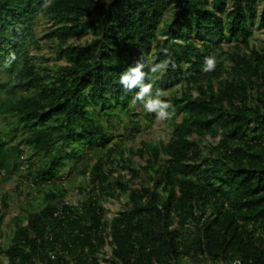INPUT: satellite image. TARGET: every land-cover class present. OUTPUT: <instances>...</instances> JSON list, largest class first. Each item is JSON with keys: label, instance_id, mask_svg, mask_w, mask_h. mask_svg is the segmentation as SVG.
I'll use <instances>...</instances> for the list:
<instances>
[{"label": "trees", "instance_id": "16d2710c", "mask_svg": "<svg viewBox=\"0 0 264 264\" xmlns=\"http://www.w3.org/2000/svg\"><path fill=\"white\" fill-rule=\"evenodd\" d=\"M262 28L264 0H0V179L19 208L0 264H264ZM137 61L172 106L157 143L120 84Z\"/></svg>", "mask_w": 264, "mask_h": 264}, {"label": "clouds", "instance_id": "9594fccd", "mask_svg": "<svg viewBox=\"0 0 264 264\" xmlns=\"http://www.w3.org/2000/svg\"><path fill=\"white\" fill-rule=\"evenodd\" d=\"M167 53V50H164ZM172 65L175 68L174 61L169 59H164L160 63L151 65L149 71L151 73H157L158 71L166 70L169 66ZM216 65L215 56H208L204 59V65L202 70L205 72L213 71ZM148 66L143 61H137L134 66H131L127 71H125L120 76V84L126 89L131 91L134 88H139V91L136 92L133 97L132 103L135 104L137 101L141 102L143 108L149 113H155L156 118L159 120L170 119L172 113L168 111L172 106L169 102L161 100L160 96L163 93L157 90L156 95L153 96L152 85L150 83H144L146 73L143 69Z\"/></svg>", "mask_w": 264, "mask_h": 264}, {"label": "rangeland", "instance_id": "374dc122", "mask_svg": "<svg viewBox=\"0 0 264 264\" xmlns=\"http://www.w3.org/2000/svg\"><path fill=\"white\" fill-rule=\"evenodd\" d=\"M261 9V5L259 7V10ZM167 17L172 16V10L168 11L166 14ZM42 26L44 24H37L35 27L36 30L39 32L42 29ZM161 31V30H160ZM264 38V28L257 30L255 32V37L252 38V42H257V38ZM42 54H45L46 56H53L50 54L49 50L47 48H43L41 51ZM174 88L179 89L180 85H176ZM169 121L166 120H159L155 118L154 122L152 123V126L147 129L146 137L153 141L158 142L160 138L165 139L167 137L168 131L170 130L169 127ZM135 142V141H134ZM66 178L63 180V182H66ZM13 189V183L10 181L3 183L0 179V196L1 194H6L7 200L9 202L8 208L4 211L3 216V223H2V232L0 233V245H3L5 243V233L8 232L7 228V222L9 221V217L16 214L19 211L18 204L16 201V193L12 191ZM22 194L21 198H23L26 195V188L23 186L22 188ZM38 197L37 191L35 189H32L28 193V197ZM79 199V195L76 193V188H70L68 192V196L66 197V200L71 203H77V200ZM1 200V197H0ZM1 202V201H0ZM1 204V203H0ZM106 206L108 208L107 217L110 218L113 216L115 211L119 208L120 203L116 200H110L106 203ZM1 207V206H0ZM105 250H108V246L105 247Z\"/></svg>", "mask_w": 264, "mask_h": 264}]
</instances>
